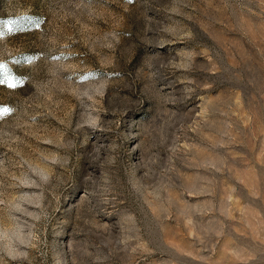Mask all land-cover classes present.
I'll return each instance as SVG.
<instances>
[{"label": "rangeland", "instance_id": "1", "mask_svg": "<svg viewBox=\"0 0 264 264\" xmlns=\"http://www.w3.org/2000/svg\"><path fill=\"white\" fill-rule=\"evenodd\" d=\"M0 81V264H264V0H0Z\"/></svg>", "mask_w": 264, "mask_h": 264}, {"label": "snow or ice", "instance_id": "2", "mask_svg": "<svg viewBox=\"0 0 264 264\" xmlns=\"http://www.w3.org/2000/svg\"><path fill=\"white\" fill-rule=\"evenodd\" d=\"M0 83H3V81H0ZM10 86H14V85H10ZM5 111H7V109H5Z\"/></svg>", "mask_w": 264, "mask_h": 264}]
</instances>
